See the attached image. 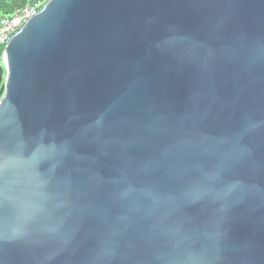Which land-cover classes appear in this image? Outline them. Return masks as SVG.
Returning a JSON list of instances; mask_svg holds the SVG:
<instances>
[{
	"label": "water",
	"instance_id": "1",
	"mask_svg": "<svg viewBox=\"0 0 264 264\" xmlns=\"http://www.w3.org/2000/svg\"><path fill=\"white\" fill-rule=\"evenodd\" d=\"M0 264H264V0H48L13 34Z\"/></svg>",
	"mask_w": 264,
	"mask_h": 264
},
{
	"label": "built area",
	"instance_id": "2",
	"mask_svg": "<svg viewBox=\"0 0 264 264\" xmlns=\"http://www.w3.org/2000/svg\"><path fill=\"white\" fill-rule=\"evenodd\" d=\"M42 7L43 4L37 2L16 9L9 15L0 14V46L4 47L11 36L34 17Z\"/></svg>",
	"mask_w": 264,
	"mask_h": 264
},
{
	"label": "trees",
	"instance_id": "3",
	"mask_svg": "<svg viewBox=\"0 0 264 264\" xmlns=\"http://www.w3.org/2000/svg\"><path fill=\"white\" fill-rule=\"evenodd\" d=\"M48 0H0V14H11L14 10L22 8L26 5L40 2L45 4ZM3 52V46H0V63L1 55Z\"/></svg>",
	"mask_w": 264,
	"mask_h": 264
}]
</instances>
